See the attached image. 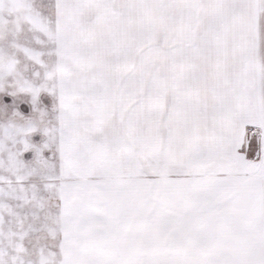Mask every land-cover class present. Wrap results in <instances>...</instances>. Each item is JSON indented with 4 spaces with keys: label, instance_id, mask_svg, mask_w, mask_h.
<instances>
[{
    "label": "snow or ice",
    "instance_id": "6c2138e0",
    "mask_svg": "<svg viewBox=\"0 0 264 264\" xmlns=\"http://www.w3.org/2000/svg\"><path fill=\"white\" fill-rule=\"evenodd\" d=\"M0 264H264V0H0Z\"/></svg>",
    "mask_w": 264,
    "mask_h": 264
}]
</instances>
